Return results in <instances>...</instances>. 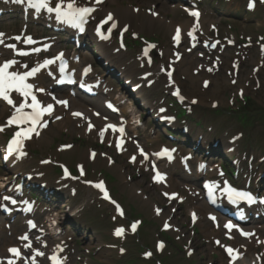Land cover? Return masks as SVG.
Instances as JSON below:
<instances>
[{
	"label": "rangeland",
	"instance_id": "1",
	"mask_svg": "<svg viewBox=\"0 0 264 264\" xmlns=\"http://www.w3.org/2000/svg\"><path fill=\"white\" fill-rule=\"evenodd\" d=\"M248 1L203 0L201 4L203 10L202 18L205 23L208 20L212 21L217 29L215 31L210 26L207 28L204 33L208 36V40L210 37L211 39L216 38V40L220 41V45H227V39L233 40L235 43L233 46H225L224 48L219 45L206 49L200 47L189 53L186 51L187 48H184L182 60L178 63L173 76L167 74L166 66L170 57V50L172 49L170 37L173 30H171V27L185 24L186 21L191 20L188 14L189 7L185 6L180 0H112V2H107V8H110L109 10L119 20L117 32L113 35L110 42L106 43L109 49L104 47L105 44L103 46H93L90 36L87 37L88 46L86 50L82 51L85 61L93 64L91 77H99L101 71L107 77L106 84H104L111 88V91L109 96L104 95L106 99L111 98L117 90H120L125 96H127V93L120 86L124 78L119 81L95 62L94 55L89 49L95 51L96 47L97 50L104 54L108 53V50L114 52V54H120L121 62L128 67L127 76L131 79L137 80L140 73H151L149 79L154 82L149 88H145L142 91L150 109L156 107L157 104L165 107L171 92L174 89H180V93L185 98L178 103L188 108V114L191 118L187 121V124L195 127L199 132L205 133V138H207L208 131H210L212 139L210 143L207 140L205 141L206 147H209L216 139L220 142L224 151H228L229 148L233 147L234 149L229 155L239 160L238 167L239 171L244 175V180L251 181V186H254L260 192H264V181L259 182L260 175L264 171V161L260 160V158L264 157V52L260 51L258 46L260 43H264V0H253L256 2L255 9L247 8ZM14 2L15 0H0V8L13 9ZM51 2L56 3L58 0H51ZM91 2L92 0H77L78 6ZM153 11L158 12L161 18L158 16L154 22L148 23L147 19L150 16L152 17ZM134 12L137 14H134ZM104 13L105 11H97L96 16L90 18L91 27ZM15 17L14 14H3L1 16L0 32H3L5 36L20 28L21 25L18 24ZM124 26L127 27V31L121 32L125 28ZM26 31L27 28L23 27V32L25 33ZM119 35L123 36L124 42L119 39ZM147 40H151L156 45L154 50L156 55L153 53L154 61L150 65L146 64L144 60L145 53H143L146 45L145 41ZM200 55L203 56L201 57ZM216 56H219L220 59L222 58L221 63L217 64L219 60L214 59ZM21 60L25 62L24 59ZM184 60H188L186 69L181 68ZM235 60H238L236 62L239 64L237 72L233 71V62ZM256 66H258V70H254ZM205 67H210L213 71L209 72ZM193 69H196L198 73L191 74ZM204 80L208 82V85L205 86L203 84ZM233 80L236 82L233 83ZM244 97L252 99L250 103L251 110L248 113L250 116L249 120H242L239 113L240 110L242 111L240 106ZM79 100L76 99V104H81ZM89 100L91 101V99ZM193 101L196 102L193 103ZM91 102L89 106L94 107ZM99 102L101 105L102 101L99 100ZM145 104H141V106L144 107L146 106ZM3 110H0V112ZM139 111H141L143 119L145 111L143 109ZM150 114L147 113L144 118L145 127L137 131V140L152 149H157L161 144L170 145L172 142L167 140L160 132V129L151 122ZM77 121L72 120V122L65 125H57L55 121L50 122L49 127L45 129V137L42 136L44 138L35 136L27 142L26 154L23 156V161L17 166V170L15 169L16 171L10 170L7 163H3L0 157V174L11 176V178L16 175V181H19L25 173L38 176V178L36 176L29 181L32 186L24 183V191L27 195L32 191L37 193V196L33 198L36 200L39 210L43 209L46 212V208L51 207L60 209L62 207L61 203L84 206V215L79 219L80 221L75 220V222L80 224H74V227L68 226V231L60 235L62 238L66 236L73 237L74 235L73 238L76 239L75 249H69L67 264H86L90 262L91 260H89L84 249L89 248L93 252L92 249L109 242L102 236L100 231L104 225L98 224L96 219L99 211L103 213V210L106 211L107 208L98 207L100 201H97L94 196L92 187L90 188L85 184L86 181L97 182L101 177L106 178V185L110 184L113 197L124 206L129 218L143 219L147 217L146 213L136 208L135 204L137 203L132 204L126 201L127 199L125 198L129 196L127 190L130 191L132 187H126V183L122 180V175H120L121 169L124 177L127 173L134 174V171L142 175L145 174L139 169L144 168V166H140L138 163H128L127 155L135 152L134 146L131 145L127 154L116 155L113 148L107 144L98 146L96 139L97 130L95 131L96 134L84 133L83 121L81 120L80 123H77ZM195 123H197L196 126ZM4 139V136L3 139H0V156ZM229 141L233 144H230ZM62 143H73V147L65 150L60 147ZM180 147L183 149L182 154H180L181 158H184L185 153H193V159L188 161L190 167H192L191 173H186L189 177H194L190 176V174H195L194 166L202 158L217 164V169L222 162H219L218 155L204 156L201 153L194 152L187 144H181ZM89 150L98 152L93 161L87 158L86 153ZM101 152H109L112 155L113 160H115L113 166L106 164L105 159L100 156ZM249 155L254 157L252 163L247 164L246 161ZM44 159H47L48 162L45 163ZM61 164L68 166L73 174H75L78 165H82L85 176H80L76 172L77 179H62L59 173ZM229 165L233 166L230 162ZM175 166L177 173L183 174L185 172L181 168V162L179 164L177 162ZM111 167L114 168L112 169ZM78 171L80 172V168H78ZM216 172V170L212 172L214 176H217ZM233 177L237 178L238 176L235 175ZM34 181L47 183L50 187H59L60 196L57 201L47 204L48 200H45L41 191L34 186ZM144 181V178H141L131 186L137 188L140 185L144 190H147L150 197H152L151 200L157 202L156 199L161 196L159 188L154 185H144ZM72 189L75 194H69ZM189 199L186 200L184 205L179 206L182 208L181 211L173 210L172 220L178 230L171 231L169 236L166 231H160L161 237L170 241L167 242V246L161 254L155 253L153 247L155 237L159 235L158 227L161 221L157 225L155 222L144 219L138 234L134 236L127 235L123 241H120V244L125 243L127 246H125L127 248L125 254L120 256L116 249L113 251L103 247L92 254L95 257V261H91L90 264H105L107 263L105 261H113L114 264H230L222 247H213V243L209 245L208 242L211 235L222 239L220 230L212 231L211 223L204 217L191 227L187 216L188 205L191 202ZM51 203L54 204L52 205ZM158 204H161V201ZM164 213L168 214L166 211ZM175 213L177 214L175 215ZM249 224L260 227L262 229L261 236L264 237V221H259L257 224L249 222ZM13 226L15 228L11 231L10 239L15 242V234L24 229V219L16 218ZM108 226L109 224H106L105 227L107 228ZM110 226H113V224L111 223ZM4 234L6 235V233ZM235 241L239 245L241 244L238 238ZM231 242L234 241H229V243ZM149 247L153 251L154 256L147 260L143 258V254L146 251H150ZM187 248L194 250L190 257L185 256ZM263 254L264 246L254 245L246 259L250 263L256 260V255L263 256ZM254 264H257V262ZM261 264H264V259H262Z\"/></svg>",
	"mask_w": 264,
	"mask_h": 264
},
{
	"label": "snow or ice",
	"instance_id": "2",
	"mask_svg": "<svg viewBox=\"0 0 264 264\" xmlns=\"http://www.w3.org/2000/svg\"><path fill=\"white\" fill-rule=\"evenodd\" d=\"M16 3L23 4L25 3V0H15ZM103 0H95L96 4L102 3ZM27 3L30 7L36 8L37 10L44 8L47 10L48 13H55L56 18L58 20H62L66 23L73 24V25H83V23L86 21L87 17L93 13L96 9L92 6H78L77 0H58L54 4V6H51L50 0H27ZM252 6V5H250ZM190 15L194 18H196V24L193 25V29L189 31L188 35L192 36L195 28L199 24V17L200 12L198 10H191ZM109 21H111V27L108 28V33L112 32V29H115L117 27V22L113 18V15L111 13L108 14L105 20L101 21V25L107 24ZM81 30H83L81 28ZM123 31H127V27L123 29ZM97 32L100 33V27H97ZM181 34V29L179 26L176 29V35L173 37L174 40H178ZM103 36V34L101 33ZM4 36V33L0 32V38ZM103 38L107 39V36H103ZM17 40L20 39L19 36L16 37ZM32 38L28 37L25 40V43H31ZM0 43H3V39H0ZM11 48H15V45H9ZM150 48H154L155 45H149ZM33 51H39V49H33ZM26 54V53H22ZM145 55H147V50L145 51ZM15 60H7L4 63L0 64V99L5 100L9 105H11L14 109L12 114L9 116L6 124L0 125V132L4 131L6 127L15 125L17 130L13 133L10 141L8 142V152L9 154L14 152H19V155L23 156L26 153L21 151L24 147V142L26 140H30L33 138V136H39L40 129L46 128L48 126V121L44 119L46 115H50L54 110V105L51 103L43 104L40 99H38L36 92H44L45 89L43 88H35L34 85L31 83H28V78L35 75L37 71H39V68H32L30 71H24V72H17V71H9V68L15 64ZM46 63H52V61H46ZM171 73L169 72V76ZM207 84V82H206ZM18 93L20 97H22V100L19 102L14 101L11 98V93ZM179 95V93H177ZM183 99V97H180ZM196 101H193L195 103ZM56 103L67 106L68 102L66 100H57ZM28 109V111H26ZM72 115L74 117H83V113L79 111L72 112ZM96 115H99L98 113ZM57 119H60V117H56ZM94 127V125L89 121L88 128L91 130ZM111 129L113 131H118L121 134H123L124 129L123 127H118L117 125H106L105 128H102L100 130V136L103 137L105 135V131ZM63 147L70 148L71 145H65ZM116 147L119 149L121 147L120 141H117ZM142 154L145 156V159H147V154H144L141 150ZM169 152L168 149H163L161 153H158L157 155H163L165 153ZM92 156H95V153H92ZM132 160H135V157H132ZM47 163V161H44ZM80 167L81 175H84V169L83 166ZM67 171H65V175H67ZM164 174L157 171V179L162 180ZM87 183H92L91 181H86ZM95 187L98 189H101L104 192L105 198L108 197V192L105 189L104 182L99 181L95 183ZM237 198L239 199H247L251 200L252 197L248 193L244 192H237L235 189L230 190ZM165 195H169L168 193H165ZM175 196L176 194H172ZM232 197L230 196V199ZM5 200L10 199L9 197H4ZM12 203H15V201H12ZM115 204L116 202L113 201ZM119 210V208L117 209ZM161 209L157 208L156 213L159 214ZM193 221L196 220V214L192 213ZM212 219H215V217H212ZM165 228H169L170 225L168 223H165ZM225 228H233L236 227V225L232 224L231 221L227 222L224 225ZM137 228V224L133 223L131 225L132 231H135ZM124 232V228L120 227L115 230V234L117 236H120ZM242 235L249 236L250 233L243 232ZM20 239L28 241L24 244L25 248H31V241L28 240L27 235L21 237ZM217 243H220L217 241ZM158 247L162 248L163 244H158ZM226 252L229 254L230 257L233 259L236 258V255H238V250L234 249L231 246H225ZM123 251V249H121ZM9 255L5 258H0V264H17L18 261H26L29 258L24 257L22 251L18 247H10L8 249ZM236 253V255H234ZM44 253L40 252L39 250H35L32 257L30 259L32 260L33 264H35V257L36 256H43ZM146 256H150L151 253L147 252L145 253ZM50 259L53 261V264H62L61 260L54 254L50 257Z\"/></svg>",
	"mask_w": 264,
	"mask_h": 264
},
{
	"label": "bare ground",
	"instance_id": "3",
	"mask_svg": "<svg viewBox=\"0 0 264 264\" xmlns=\"http://www.w3.org/2000/svg\"><path fill=\"white\" fill-rule=\"evenodd\" d=\"M106 2V3H105ZM107 2H112V0H106V1H103L102 2V4H98V6H97V9H100L101 11H106V10H108V9H110V8H107ZM138 10V9H137ZM139 11V10H138ZM137 12V11H136ZM136 12H134V14H137ZM142 12V11H141ZM132 15H133V13H131ZM130 14V15H131ZM159 13L157 12V15H158ZM134 16V15H133ZM49 17H50V19H53L52 18V15H49ZM114 18H116L117 19V16H115L114 15ZM149 18V17H148ZM155 18H157V17H154V16H150V18L149 19H147L148 20V23H152V22H154V20H155ZM159 18H161L160 16H159ZM211 23V22H210ZM191 25H192V21H187L185 24H182V25H179V27L181 28H185V29H189L190 27H191ZM150 26V25H149ZM171 27V26H170ZM202 27H203V29H206L207 28V26L205 25V24H203L202 25ZM175 29V25L173 26V27H171V30H174ZM3 51H0V59L2 58V57H4L5 56V54L4 53H2ZM119 57V56H118ZM120 58V57H119ZM180 61V60H179ZM178 61V62H179ZM118 63V62H117ZM174 63H176L175 61H173L172 62V65H174ZM111 65H114V64H111ZM117 66H119V71L120 72H124V71H126V69L124 68L125 67V65H124V63L122 64V62H121V60L119 61V63L118 64H116ZM188 65V60H184L183 61V66L181 67L182 69H186V66ZM36 68H39L38 66L36 67ZM52 68V66H46V65H44L43 64V67L40 69L39 68V71H37L36 73H35V75H33L32 77H29L28 78V83H31V84H37V85H39V86H42V75L44 74V73H47V72H49V69H51ZM122 70V71H121ZM10 71H17V72H23V71H25V70H23V66H17L16 64H14L11 68H10ZM175 71H176V69H175ZM175 71L173 72V75H174V73H175ZM116 72H117V70H116ZM191 74H193V72H191ZM54 72H53V74L51 75V78H54ZM43 89H47V90H51V89H53V85L52 84H50V88L49 87H47V88H43ZM101 90H102V92L100 91V94L101 93H103V92H106V93H109V89H107V88H101ZM45 92V91H44ZM44 92H40V95H43L44 94ZM104 94V93H103ZM11 98L14 100V101H17V102H19L20 100H22V97H20L19 96V94L18 93H15V92H13V93H11ZM114 99H113V101H115L116 103H118V104H120L121 105V111H122V113L123 114H126L127 112L129 113V116H131V115H133V113H135V110L133 109V107H131V106H127V107H125V105L123 104V99H122V97L120 96V95H117V96H114L113 97ZM1 100H3V99H0V101ZM92 101V102H91ZM91 101L89 100L88 102H86V101H84V103H82L81 102V104L79 105V104H75V98H73V97H71V99H70V103H69V106H70V104H71V106H73V108H71V111H73V110H81L82 112H84V115H83V117H85V120H87V119H91V118H94V109H90V108H87V106L86 105H89L90 104V102H91V104L93 103V105H99L98 103H97V100L95 99V98H93V99H91ZM3 102H4V104H7V105H9L5 100H3ZM70 111V112H71ZM55 112L57 113V115H60V120H58V121H56L57 122V125H65V124H67V123H69V122H72V117L70 116V114H69V111L68 112H66V110L65 109H63V108H61V109H59V110H55ZM54 112V113H55ZM1 115V114H0ZM48 117L49 116H45L44 117V119L45 120H47L48 119ZM87 118V119H86ZM95 120H96V118H94ZM78 123H80V122H78ZM82 126H83V131H85V132H87L86 130H88V124H82ZM127 126H128V128L130 129L131 127L129 126V122H127ZM101 128V127H100ZM99 130H101V129H99ZM93 131H95V130H93ZM107 134V135H106ZM45 135H46V133H45V131L43 130L42 131V134L40 135L41 137L42 136H44L45 137ZM105 135H106V138H108V139H115V142L117 141V138H118V136H117V134L113 131V133L111 132V133H108L107 132V130L105 131ZM104 135V136H105ZM44 137H42V138H44ZM123 139H124V141H123V143H122V145H121V148H122V150L125 148V141L128 139V136L127 135H124L123 136ZM202 144V143H201ZM213 148V147H212ZM209 148L208 150H209V154H210V156H212V154H215V153H217L218 152V150L217 149H215V148ZM212 149V150H211ZM212 153V154H211ZM87 157L89 156V155H91V153L88 151L87 153ZM86 157V156H85ZM91 159H95V156L93 157H91ZM103 161V160H102ZM8 164V167L9 168H15V169H17V165H18V163H17V160H14V161H11V162H8L7 163ZM112 168V167H111ZM114 168V167H113ZM112 168V169H113ZM121 174V173H120ZM122 178V180H124V179H126V177H124V176H122L121 177ZM8 180V177H6L5 175H2V174H0V187H2L3 185H4V182L5 181H7ZM177 180V182L178 183H180L182 186H184V187H187V188H189L188 190L191 192V194H194V195H198V197L197 198H200V193H201V191H200V189L198 188V187H196L195 185H192V184H188L187 182H186V180H182V179H176ZM171 187L169 186V188L168 189H170ZM172 192H168V194H171ZM197 202V201H196ZM193 209H196V210H198L199 211V216H197V220L196 221H199V218H200V216L204 213V209H203V207L201 206V205H198V204H195V202H193V207H192ZM55 211V213H53V215L52 216H54V218L56 219V222H58V220L57 219H60V218H63V216H64V214H63V212L61 213L60 211H58V210H54ZM4 224H5V222H4ZM1 229H2V226L0 227V231H1ZM248 231L250 232V236L248 237V239L246 238V239H242L243 240V242H242V244L241 245H238L237 246V243L234 241L233 242V248L234 249H237L238 247H241V249L239 250V258H238V260H236L233 264H245L248 260L246 259V257L250 254V250L254 247V245H253V243H254V241L256 240L257 241V239H261L262 238V236H261V234H262V229L260 228V227H257V226H252V225H249V229H248ZM0 234H1V232H0ZM259 235V236H258ZM256 236V239L254 240V237ZM234 240H235V237H234ZM5 244H6V240L5 241H3L2 242V240L0 239V253L2 252V251H5ZM11 245V244H10ZM230 258L231 257H229V260H230ZM231 261V260H230ZM253 261H251L250 263H249V261H248V263L247 264H254V263H256V262H254V263H252Z\"/></svg>",
	"mask_w": 264,
	"mask_h": 264
},
{
	"label": "trees",
	"instance_id": "4",
	"mask_svg": "<svg viewBox=\"0 0 264 264\" xmlns=\"http://www.w3.org/2000/svg\"><path fill=\"white\" fill-rule=\"evenodd\" d=\"M248 101L246 102V105H244L243 106V108H242V111H243V113H241V115H242V119H248L249 120V115H248V113H249V111L251 110L250 109V103H251V101H250V99H247Z\"/></svg>",
	"mask_w": 264,
	"mask_h": 264
}]
</instances>
